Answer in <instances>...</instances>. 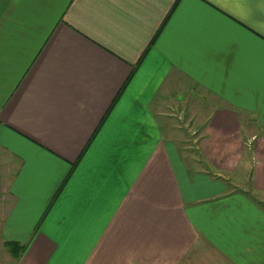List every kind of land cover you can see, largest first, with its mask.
I'll return each instance as SVG.
<instances>
[{"label": "crops", "instance_id": "crops-1", "mask_svg": "<svg viewBox=\"0 0 264 264\" xmlns=\"http://www.w3.org/2000/svg\"><path fill=\"white\" fill-rule=\"evenodd\" d=\"M1 253L264 264V0H0Z\"/></svg>", "mask_w": 264, "mask_h": 264}, {"label": "rangeland", "instance_id": "rangeland-1", "mask_svg": "<svg viewBox=\"0 0 264 264\" xmlns=\"http://www.w3.org/2000/svg\"><path fill=\"white\" fill-rule=\"evenodd\" d=\"M179 85L181 86V89L178 90L179 95H177V97L183 96V93H186V92L187 93L184 95V97L188 96V85L183 84L182 80L179 81ZM183 85L185 87V90H183ZM199 95H202V94L199 93ZM196 97H197L196 93L189 92V97L185 98L182 102L177 100L176 98H174V102H175L176 106L179 104L180 107L184 104L186 111L189 113L191 111L192 102H194V100H196ZM188 98H189V100L187 101ZM198 101L200 102V104L202 106L207 105V102L204 99H202L200 96L198 98ZM208 107L209 106L205 107V110ZM176 112H177V107L175 110L171 109L167 112V114L170 115L168 117L169 120L167 119V122L169 123V125H168L167 129L165 131H163V136L165 138L173 139L176 142L177 148L180 151V153L185 158H187V155H189L190 152H192L193 154H197L196 148H195V146H196V135H192V131L187 130V126H185V129H183L182 123L184 121H186L185 119H187V117L183 121H181V119H177V116L174 115V114H177ZM163 123H164V117L162 118V124ZM200 126L203 127V125H200ZM7 250H8V248H7ZM1 255L2 256H0V264H12L11 259H9V256H7L6 254H3V253H1Z\"/></svg>", "mask_w": 264, "mask_h": 264}, {"label": "trees", "instance_id": "trees-1", "mask_svg": "<svg viewBox=\"0 0 264 264\" xmlns=\"http://www.w3.org/2000/svg\"><path fill=\"white\" fill-rule=\"evenodd\" d=\"M126 83L127 82H125V84H123V85L125 86ZM119 95H120V93L115 98V101L117 100ZM4 244L8 248L11 255L15 258H19L21 256V254L25 251L26 246H27V244H25V243H19L16 241H6V242H4Z\"/></svg>", "mask_w": 264, "mask_h": 264}]
</instances>
